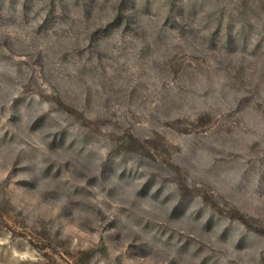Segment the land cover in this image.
Here are the masks:
<instances>
[{
	"label": "rangeland",
	"instance_id": "rangeland-1",
	"mask_svg": "<svg viewBox=\"0 0 264 264\" xmlns=\"http://www.w3.org/2000/svg\"><path fill=\"white\" fill-rule=\"evenodd\" d=\"M0 264H264V0H0Z\"/></svg>",
	"mask_w": 264,
	"mask_h": 264
}]
</instances>
